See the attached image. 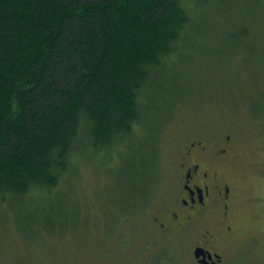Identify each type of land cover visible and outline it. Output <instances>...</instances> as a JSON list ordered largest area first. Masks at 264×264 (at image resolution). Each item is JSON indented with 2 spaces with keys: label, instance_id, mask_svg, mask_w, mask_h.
Here are the masks:
<instances>
[{
  "label": "trees",
  "instance_id": "1",
  "mask_svg": "<svg viewBox=\"0 0 264 264\" xmlns=\"http://www.w3.org/2000/svg\"><path fill=\"white\" fill-rule=\"evenodd\" d=\"M236 1L264 15V0H0V212L59 189L86 146L105 166L138 136L147 139L145 156L112 202L115 215L144 201L158 141L189 100L162 113L174 58L199 45L197 17L231 13Z\"/></svg>",
  "mask_w": 264,
  "mask_h": 264
},
{
  "label": "rangeland",
  "instance_id": "2",
  "mask_svg": "<svg viewBox=\"0 0 264 264\" xmlns=\"http://www.w3.org/2000/svg\"><path fill=\"white\" fill-rule=\"evenodd\" d=\"M258 7L252 1H236L231 13L195 19L200 28L192 40L199 45L175 56L169 78L174 87L163 95L162 113L169 114L170 107L189 100L175 111L158 141L156 181L151 190L155 194L165 188L178 158L179 142L187 134L198 139L231 134L238 152L231 172L242 195L238 210L243 264H264V15ZM146 142L142 136L126 141L119 156L105 166L82 144L85 155L78 156L72 177L68 174L59 189L6 203L7 215L0 212V264H97L104 260L99 248L106 243L107 219L119 209L112 202L122 200L129 175L141 167ZM146 155H153V150ZM139 214L129 224L115 221V236L139 242L145 228ZM78 223L92 225L90 232L76 227ZM39 228L45 230L40 237L34 236Z\"/></svg>",
  "mask_w": 264,
  "mask_h": 264
},
{
  "label": "flooded vegetation",
  "instance_id": "3",
  "mask_svg": "<svg viewBox=\"0 0 264 264\" xmlns=\"http://www.w3.org/2000/svg\"><path fill=\"white\" fill-rule=\"evenodd\" d=\"M196 137L190 133L179 142L164 189L152 194L153 184L144 201L107 219L106 243L99 248L104 260L97 264H243L242 195L231 172L235 143L231 134ZM136 213L145 222L140 241L115 236V221L129 224Z\"/></svg>",
  "mask_w": 264,
  "mask_h": 264
}]
</instances>
